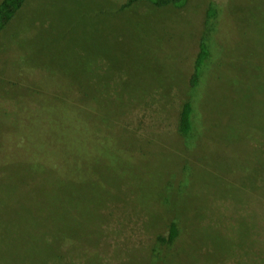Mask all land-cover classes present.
<instances>
[{
    "label": "rangeland",
    "instance_id": "1",
    "mask_svg": "<svg viewBox=\"0 0 264 264\" xmlns=\"http://www.w3.org/2000/svg\"><path fill=\"white\" fill-rule=\"evenodd\" d=\"M125 1L26 0L0 32V264H264V0Z\"/></svg>",
    "mask_w": 264,
    "mask_h": 264
},
{
    "label": "trees",
    "instance_id": "2",
    "mask_svg": "<svg viewBox=\"0 0 264 264\" xmlns=\"http://www.w3.org/2000/svg\"><path fill=\"white\" fill-rule=\"evenodd\" d=\"M26 0H2L0 3V32L1 30L13 19L15 16V13L19 11L24 2ZM140 1V0H126L125 3L122 4V8L130 7L134 2ZM146 1L154 6H161L168 4L172 6L173 8H182L186 5L188 0H142ZM206 34V33H205ZM203 37L201 38V41L199 43V50L197 52L196 59L193 64V70L190 77V85H191V91H192V98H189L186 100V102L183 104V107L180 111L179 116V132L182 134L185 138H190V136L193 134L194 130H196L195 125V99H193L194 94L198 90V87L201 86V81H204L206 66L208 65V61L211 55V50L209 49V46L207 42L203 41ZM89 62L85 61L82 65L79 67H72V65H67L63 67L59 71L60 73L63 72L67 73V76H63L64 82L62 83H56L55 86H60L63 88V86L67 83V88L65 89L67 92L70 93V97H74V100H79L82 98L89 97L92 95L90 93V80H79L76 79L75 75L77 74V69H79L80 72L85 70L90 71ZM105 70V69H103ZM101 71V70H100ZM94 72H98V70L94 69ZM71 77L73 81L75 80L78 85L72 84L71 81H68ZM61 84V85H60ZM178 233V226L176 222L172 221L169 225V231L166 238L159 237L161 241H174Z\"/></svg>",
    "mask_w": 264,
    "mask_h": 264
}]
</instances>
